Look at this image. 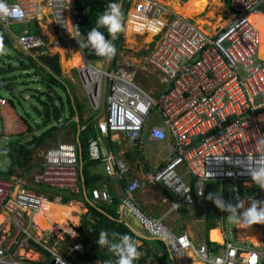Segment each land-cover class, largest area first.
<instances>
[{"label": "built area", "instance_id": "built-area-1", "mask_svg": "<svg viewBox=\"0 0 264 264\" xmlns=\"http://www.w3.org/2000/svg\"><path fill=\"white\" fill-rule=\"evenodd\" d=\"M5 2L13 15L0 21V26L8 32L14 23H27L32 16L43 20L49 15L54 25L53 48L74 46L82 52L76 41L75 0ZM119 4L124 29L129 20L138 19L145 23L139 27L148 26L147 33L162 37L148 58L149 65L160 74L162 90L149 92L137 81L138 71L120 64L116 57L101 61L102 68L98 62L83 58L75 69L95 109L102 107L106 93L105 112L95 125L98 136L90 142V160L103 161L109 176L128 180L130 167L107 150L108 138L117 142L123 139L138 147L173 139L164 165L147 173L143 180L131 178L126 182L119 206L122 214L132 216L152 238L164 243L174 258L184 259L185 264L190 263L191 253L204 262L207 257H222L229 251L234 252L233 264H264V229L256 243L242 242L237 240L236 229L226 228L224 218L223 242L212 240L213 244L197 245L188 234H177L162 219L148 216L136 198L142 181L164 185L176 194L177 201L172 203L171 210L177 211L204 203L208 182H220L223 188L232 184L236 194L235 184L255 185L245 168L249 164L246 158L255 161L264 157V127L260 121L264 112V60L259 56L260 32L249 16L264 14V0H230L233 20L216 34L204 33L184 17L164 23V8L156 1L121 0ZM152 23L153 28L149 26ZM125 35L118 34L112 43H119ZM15 38L23 55L35 56L40 50L47 54V38L34 33ZM0 103L6 104V99L0 97ZM150 117L156 123L148 129ZM66 120L62 116L57 127L67 128L70 121ZM182 167L186 169L184 173ZM80 168L79 146L63 142L46 150L40 169L31 180L25 178L29 177L27 173L14 176L15 180L0 177V216L6 215L0 227V264H30L28 254L33 251L40 252L44 263L72 264L69 256L74 251L83 253V245L74 242L66 255L62 254L61 242L54 239L57 233L42 231L35 220L41 213L42 200L61 203L62 197L52 201L26 188L34 183L80 197L85 193ZM188 175L190 181H186ZM92 196L114 201L107 189L96 188ZM228 199L225 196L224 200ZM65 233L79 237L72 228Z\"/></svg>", "mask_w": 264, "mask_h": 264}, {"label": "rangeland", "instance_id": "rangeland-1", "mask_svg": "<svg viewBox=\"0 0 264 264\" xmlns=\"http://www.w3.org/2000/svg\"><path fill=\"white\" fill-rule=\"evenodd\" d=\"M154 1V0H151ZM159 1L158 3L161 4L164 8V23L166 21L172 22L176 19H179L182 16H178V12L180 7L189 0H155ZM219 4L222 5V12L219 13L214 19H210L209 15L212 13L214 8L216 6H219ZM180 5V6H179ZM136 21L129 20L127 29L123 31L124 34H126L123 39L119 43H113L116 47V55L114 57L118 58L120 64H125L127 66H133L137 71L140 80V84L145 87L149 92H155L160 93L162 88L161 84L159 83L160 74L152 68L148 63V58L152 51L155 49L156 44L162 40V37L155 38V33L151 32L147 33L146 30L149 29L148 26H146V29L139 27V25H145V23L140 22V20L135 19ZM192 20L197 27H199L197 22H200V26L204 28V33H210V31H206L209 29L215 28V25L220 22V26H222L219 30H216L214 33H219L225 30L229 27L230 23L233 20V14L230 12L226 0H212V4L205 10V12L198 17H195ZM43 23H48V20H44ZM202 23V25H201ZM150 27H154L153 23L152 25H149ZM199 27V28H201ZM12 29L14 32H17L18 34L22 32V28L19 26V23H14L12 26ZM54 30V29H53ZM211 33V34H214ZM0 37L3 38V43L6 48V55H0V95L2 97H5L8 100L9 106L13 108L14 115L19 117V115H24L26 117H29V120L31 124L35 127V134L29 136L27 139H22L20 136L13 134V133H7L8 130H6V117L3 116L2 109L3 107L0 105V161L2 160H9L11 161V156L9 154H4L3 150L8 147H13V149H16L18 147H21L23 144L27 142L30 138H33L34 136L40 137L42 134L49 130H53L54 132V138L50 140H46L45 144L49 142H55L50 145V148L57 145V142H70L71 134L70 129L67 128V134L65 132L63 133L62 130H60L57 126L59 121L55 119V117H51V122L48 124L45 123L46 116L44 111V104L42 101H47V96H53L55 93L52 91V89H56L59 91V95L64 99L66 102V94L61 88H53L49 89L44 81L36 74V70L34 67L31 69L25 68L26 65H30L31 61L29 59L24 60V63H21L23 59L18 60V57L20 54L23 55V52L19 49L13 35H11L10 32L5 30L0 26ZM49 39V47L47 49V54L54 55L56 52H58L60 57V64L63 65V62L67 60L68 58V51L65 52V49H55L52 46L53 38ZM155 40V41H154ZM74 47V46H73ZM77 49L76 47H74ZM51 49V50H50ZM55 49V50H54ZM72 50V49H70ZM44 51V50H40ZM73 51V50H72ZM68 53V54H67ZM38 54V53H37ZM262 54L264 55V35H263V50ZM21 55V56H22ZM261 56V55H260ZM65 63V62H64ZM21 64H24L23 66ZM63 70V77L66 78L68 81L72 82L74 87L73 91L77 98L83 103V111L89 115L90 119H94L95 122H98L100 117L105 112L104 107H106V93H103V99H102V107L95 109L92 105V102L89 97H87L86 92L84 90V85L82 83L81 78L78 76L75 69H65L64 65L61 66ZM75 68V67H74ZM68 70H70L69 73ZM31 71V72H30ZM30 72V74H29ZM72 86V85H71ZM53 94V95H52ZM56 96V95H55ZM57 97V96H56ZM58 98V97H57ZM12 99L14 102L13 107L11 103L9 102ZM59 100V99H57ZM59 103V101H57ZM67 105V104H66ZM84 113V116H85ZM64 116L69 115L68 109H65L63 112ZM89 117H87L86 120H89ZM156 123V120H153L152 117H150L148 126H151L152 124ZM15 128L16 125H15ZM92 133V132H91ZM147 133L145 132V135ZM146 138V136H145ZM69 140V141H68ZM37 147V146H36ZM36 147L33 148L35 150L36 158L39 159V161L42 159V154L46 151V147H39V149L36 150ZM114 147V144H113ZM112 147V148H113ZM114 152L117 153V149L114 147ZM170 150L167 147V141L163 143H156V142H149L146 144L145 148L143 150H138V155L142 160H145V163L147 165V168L149 169V172L153 173L156 169V166L158 164H161L162 160H165L169 157ZM41 155V158L39 157ZM132 168H136V162L131 163ZM145 165V166H146ZM3 166L0 164V169ZM183 173L185 172V167H182ZM6 180H15V177L9 176L8 174H4ZM26 176V175H24ZM31 176V174H29ZM27 178V177H25ZM191 176L188 175L186 177V181H190ZM256 185H244V188L247 191V195L244 198L245 200V207L249 206L248 197H253L252 193V187ZM29 192L34 193L38 196L43 197H49L53 199L54 196L58 195L57 190L50 189L43 185H37L32 184L30 187H26ZM260 189V188H259ZM170 193V192H169ZM173 196V195H172ZM259 201H264V189H261L260 191V197ZM42 204L46 206L48 209V215L50 217L58 216L61 221H67V228L66 230H71V227H75L73 224H71L69 221H71L70 211L73 209V207H70L69 209H63L56 203L50 204L49 202L42 200ZM62 208V209H60ZM68 208V207H66ZM193 206L191 207V209ZM58 211V215L56 214V211ZM242 211V210H241ZM76 213H78V210H76ZM75 215V214H74ZM182 215L187 219L188 211L183 210ZM229 213L227 212V226L228 228H234L237 230L238 236L241 237L244 241L249 240L250 236L252 234L257 235L261 234L264 229V224H254L250 226L248 230L254 231L253 233H249L246 230H243V233L240 234V229L243 226L242 224H233L229 221ZM203 217V216H202ZM204 220V218H203ZM129 222H135L133 218L128 219ZM166 224V221H165ZM75 225H78V223H75ZM201 230L200 234L204 235V237L209 236V232L206 229V223H200ZM220 226L223 228V223L220 225L218 224V227ZM79 227V226H76ZM255 227V229L253 228ZM66 230L61 231L57 234V236H54V239H57L61 244L59 245V248L61 249V253L64 254L66 248L69 250V248L73 247V243L75 240H71V236L75 237L76 234L68 235L65 233ZM76 231V230H75ZM176 233H182L183 230L176 229ZM53 234H56L57 232ZM216 235V232H213V235ZM252 235V236H254ZM260 237V236H259ZM63 238L65 241H60ZM258 240V239H257ZM252 241V240H249ZM257 241H255L256 243ZM32 254L35 253V251L31 252ZM43 255L45 253L41 251ZM46 256V255H45ZM47 257V256H46ZM40 258V259H39ZM38 259L31 258L33 260L34 264H49L48 262L44 263V258H41L39 256ZM48 258V257H47ZM30 260V259H28ZM28 262V261H27Z\"/></svg>", "mask_w": 264, "mask_h": 264}, {"label": "trees", "instance_id": "trees-1", "mask_svg": "<svg viewBox=\"0 0 264 264\" xmlns=\"http://www.w3.org/2000/svg\"><path fill=\"white\" fill-rule=\"evenodd\" d=\"M121 0H75L74 3V17H75V26H76V33L77 38L86 37L87 33L90 31L92 27L96 26V20L99 14H101L107 5L109 3H120ZM228 8L229 3L228 0H226ZM262 34L264 35V22H262ZM107 39L111 40V37L108 35L106 29H100ZM82 55L86 61L90 62H100L104 61L106 58L98 57L93 50L90 48H81ZM37 58L34 56H29V60L31 61L30 65L27 66V70L34 67L36 69V74L44 81L46 86L49 89L53 88H61L64 93L66 94V102L62 98L63 105H60L57 103V97L55 95L47 96V101L44 104V111L46 116L45 123L48 124V122H51V117H55L56 120H60L62 116H64L63 112L65 109H68L69 115L64 116L67 117V122L74 119V117H78L79 121L77 122H71L70 125L73 126V132L77 136V141L80 143L82 148V154H83V161H84V167H83V178L85 180V184L87 186H92L93 182L89 179V161H90V155H89V147L90 142L92 139L97 138L98 132L95 127L96 122L94 119L90 120H84L83 119V103L77 98L73 91V83L68 81L66 78L63 77V71L60 64V57L59 54L50 55L45 54L44 51H38L37 52ZM264 60V59H263ZM21 63H24V60L21 61ZM140 78H137V81L140 82ZM72 85V86H71ZM58 91V90H57ZM59 92V91H58ZM0 97H2L0 95ZM11 105H14V102L12 99H9ZM67 104V105H66ZM19 125L21 126V130L19 132V136L22 139H27L28 136L35 134V127L31 124L29 117H26L24 115H19L18 117ZM68 125L67 128L70 126ZM86 126L85 129L83 127ZM67 128L60 129L63 132L66 133ZM92 132V133H91ZM54 138V132L53 130H49L42 134L40 137L34 136L31 141H27L20 149L15 150L14 152H11L10 156L12 159V162H14L12 169H10L9 172L4 173L8 174L9 176L14 177V167L16 165H27L32 163L34 160V153L35 150H33L31 147L35 144H37L36 150L39 149L40 146L45 144L46 140H50ZM112 140L108 138V142H111ZM63 143V142H62ZM114 143V142H113ZM103 165L104 163L101 162ZM105 168V165H104ZM147 168V166H146ZM147 171L149 172V169L147 168ZM106 172V170H105ZM19 177V176H18ZM7 179V178H6ZM91 181V182H90ZM238 187L237 195L239 198L244 199L246 195L248 194L246 189L241 183L235 184ZM253 193V199L259 200L260 198V191L259 187L253 186L252 188ZM209 192H220L222 194L223 199L225 196L229 198V192L227 187L223 188V185L220 182L211 181L207 183L206 186V211H207V219H208V232L209 236L207 237V243L213 244L210 240V232L217 228L216 224L218 222H222L224 218H227V212H221L215 205L213 201H210L207 199ZM57 196H61L63 198L62 202L68 203L70 200V196H68L65 193H59L58 195L54 196L53 199L49 198L50 200L54 201ZM226 202H229V200H224ZM121 201L118 199H114L113 201V207L118 209L120 206ZM230 203V202H229ZM115 209L106 210L107 213L111 211V213L105 214L103 211H100L98 207L90 206V215L86 216L84 220L82 221L81 225L77 228H75L76 232L79 234V238L77 237L75 239L76 243H81L83 245V253H80L79 251H74L69 256V261L72 264H98V262H102V264H106V261L112 260L114 261L116 257L108 251L105 247H99L97 245V240L99 238V233L104 230L109 233L116 232L120 234H127L133 237L136 242L138 240H141L138 238L136 234L133 233V231L127 227V225L123 222H119V216L117 214V211ZM75 211H72L69 215L71 216V222H78V217L74 216L73 214ZM219 237V236H218ZM111 238V237H109ZM144 244L138 245V250L141 252V256L139 260L135 261L134 264H144L145 262L151 263V260L155 259L158 262H161L164 264L160 257L152 253V250L150 247L146 244V241ZM159 243L163 244L166 250V246L164 243L158 241ZM68 252V249L66 248L64 255ZM153 255V256H152ZM156 261V262H157ZM157 262V263H158Z\"/></svg>", "mask_w": 264, "mask_h": 264}, {"label": "crops", "instance_id": "crops-1", "mask_svg": "<svg viewBox=\"0 0 264 264\" xmlns=\"http://www.w3.org/2000/svg\"><path fill=\"white\" fill-rule=\"evenodd\" d=\"M47 16L48 17L43 18V20L39 19L36 16L35 17L32 16L30 21L27 23L26 22H19V26L22 28L21 33L18 34L17 32H14L12 28L10 29V33H11V35H13L15 41H16L15 35H23L26 33H34L36 35L43 36L47 39L48 38L54 39L53 21L49 15H47ZM44 20H48V23H43ZM49 22H51V23H49ZM61 49H65V52L68 51L69 55H68L67 60L72 58L74 53L78 51L73 46L61 48ZM70 49H72L73 51ZM56 54H58V52H56ZM21 55L22 54H20V56ZM22 56H24L22 59L25 60L26 55H22ZM31 56H33V55H31ZM34 57L37 58V54ZM28 59H29V57H28ZM21 65L23 66L24 64H21ZM27 66L28 65H26L25 68H27ZM61 66H63V65H61ZM30 72H29V74H30ZM69 72H70V70H68V72H66V73H69ZM0 105L3 107V109H2L3 116L6 117V119H7V121H6V130H8L7 133L8 134L13 133V134H16L19 136L21 126L19 125V120L14 115L13 108H11L9 106L7 99H6V104L0 103ZM14 105L12 104L13 107H15ZM84 113L85 112L83 111V119L86 121V119H87V117H89V115H87L85 113V116H84ZM89 120H90V117H89ZM72 121L73 122L75 121L78 123L79 119L76 116V117H74V119H72L70 121V123ZM70 123H69V125H70ZM15 125L17 128H15ZM151 126H148V129ZM85 128H86V126L83 127V129H85ZM68 129H70L69 133L71 134L70 142H74L78 145L77 136L79 135L80 132L76 136L72 130L73 126L70 125ZM67 133L68 132L66 131L65 134H67ZM31 140H32V138H30L27 141H31ZM49 143L53 144L55 142H49ZM49 143L44 144L42 146L43 147L47 146L46 150H48V149H50V145H51ZM61 143L62 142H60V143L57 142V145L61 144ZM173 143H174V141L171 138L169 139V141H167V147L169 150H170V145H172ZM113 144H114V147L117 149V153L113 151V149H114ZM57 145H55V146H57ZM55 146H53V147H55ZM106 146L109 148V149L107 148V150L113 152L116 156L124 159L127 162V164L129 165L130 173L127 176L128 180L131 178H138L140 180H143L144 176L147 173H149L147 171V168H146L147 165L145 163V160H142L138 155V150L141 151L145 147L133 146L132 144H130L129 142H127L123 139L122 140L120 139L118 142L117 141L108 142V144H106ZM21 147H18L16 149H13V147H8V148L11 150V152H14L15 150L20 149ZM53 147H51V148H53ZM31 148L33 149L34 147L32 146ZM11 152H9L7 154L10 155ZM44 153L42 154V159L40 161L38 158H36V154H34V160L32 161V163L27 164L25 166L16 165L13 169V171L15 173L14 176L17 177V176H21L23 173H27L28 175L31 174V176L27 177V179L31 180L33 174H35L40 169V164L43 160ZM170 153H171V151H170ZM169 156H170V154H169ZM39 157L41 158V155H39ZM168 159H169V157L165 160H162L161 164H158L156 166V168L164 165L165 161ZM101 162H103V161H94V160L89 161V165H87V167H89V170H87V171H89V176H90L89 179L93 182V184L91 187L87 186L85 184V180L82 176V184L84 183V185H85V193H83L80 197H71L70 196V200L68 201V203H65V204L62 201H61V203L60 202H53V203L58 204L62 208L64 207L63 209H69L70 210V207H73V209L70 211V213H72V211H75V213H74L75 215L74 214L73 215L78 217V219H79L78 222L69 221L71 224H73L75 226V227H71L73 230H75V228H77L76 226L81 225L82 221L84 220V218L86 216L90 215L89 214L90 213V206L98 207L100 211H103V213L108 214V215H109V213H111V211H109V213H107L106 210L115 209L113 207V202L110 203V202H107L105 200H96L95 198H93L92 191L94 189H96V188L107 189L110 192V194L112 195V197L114 199H118L119 201H121L123 196H124L126 182L128 180L119 181L114 177L108 176L107 173L105 172L104 165ZM132 162H136V168H134V167L132 168V165H131ZM13 164H14V162H13ZM13 164L10 167V169H12ZM83 167H84V164H83ZM10 169H9V171H10ZM83 180H84V182H83ZM28 187H30V186H28ZM136 198H137V202H138L139 207H141L148 216L156 218V219H162L164 222L166 221V225L169 226L170 228H172V230L174 232L176 229L183 230L182 233H177V234H188L197 245H202L204 243H207V238L204 237V235H201L199 233L201 230L200 223H203V222L206 223V229L208 231V219H207V215H206L207 211H206L205 203H198V204L194 205L192 209H191V207L189 209L182 207L177 211L171 210L172 203H175L177 201L176 194L173 193L172 191H170V189L166 188L164 185L148 184L147 182H144V181H142V188L138 191ZM62 200H63V198H62ZM50 204H52V203H50ZM66 207H68V208H66ZM62 208H60V209H62ZM104 209H106V210H104ZM76 210H78V213H76ZM183 210L188 211L189 216L187 217V219L184 217V215H182ZM55 211H56V214L58 215L59 214L58 211H60V210L57 209ZM115 211H117V214L119 216V222L125 223L127 225V227H129L133 231V233L136 234L138 236V238L141 239V240L137 241L138 245L144 244L145 242H143V241H146L145 245H148L150 247V249L152 250V253L154 255L156 254L158 256V258L160 257L161 261L164 264H185L184 259L176 258L173 261V256H172V254L169 253L168 249L166 248V250H165V247L163 246V244L159 243L157 240L152 238L149 235V233L145 229H143L132 216H128L126 214L123 215L122 211L120 210L119 207H118V209L116 208ZM122 217H124V218L122 219ZM130 217L133 218L135 220V222H133V223L129 222L128 219ZM203 218H204V220H203ZM66 223H68V222L66 221ZM75 223H78V225H75ZM218 224L220 225L221 221L216 224L217 228L210 232V239H213L214 241L220 240V238L218 237L219 236L218 231L220 230V232H221L223 229L221 226L219 228ZM214 231L216 232V235L215 234L213 235ZM70 239L74 240L76 238L71 237ZM239 239L242 242L244 241L241 237H239ZM30 254H32V253H30ZM30 254H28V259H30V260L27 259V261L30 264H34L33 260H31V257L29 256ZM34 254H37L42 258V255L40 254L39 251L35 252ZM196 257L197 256L195 254L191 253V255H190L191 260H190L189 264H194V263H192L194 261H198L200 264H204V263L200 262ZM156 261L153 257V259L151 260V263L145 262L144 264H162L161 262L157 261L158 262L157 263Z\"/></svg>", "mask_w": 264, "mask_h": 264}, {"label": "clouds", "instance_id": "clouds-1", "mask_svg": "<svg viewBox=\"0 0 264 264\" xmlns=\"http://www.w3.org/2000/svg\"><path fill=\"white\" fill-rule=\"evenodd\" d=\"M12 15L13 10L9 8L5 0H0V21H7ZM100 29H106L111 40L107 39ZM124 30V17L121 11V5L119 3H109L105 10L98 15L96 26L90 29L86 37L75 39L79 48H90L98 57L111 59L116 55L117 51L112 41L116 40L118 34L122 33ZM77 52L79 53L82 62V59L84 58L83 55H81L82 52ZM6 54L3 38L0 37V55ZM246 159H248L249 164L245 170L250 175L252 182L260 189H264V157L255 161H253L251 157ZM207 199L213 201L221 212H228L230 214L228 219L233 224H242L247 227L254 224H264V201L248 197L249 206L245 207V200L238 198V202L234 205L224 201L220 192H209ZM226 228H228V226H226ZM238 239L239 236L237 237V240ZM210 240L212 242L213 239ZM97 245L99 247L107 248L108 251L116 257L114 261H106V264H134V262L139 260L141 256L136 240L127 234L116 232L109 233L102 230L99 233ZM233 256L234 252L229 251L222 257L212 256L207 257L204 262L199 261L204 264H233ZM173 259L175 260L176 258L173 257Z\"/></svg>", "mask_w": 264, "mask_h": 264}, {"label": "bare ground", "instance_id": "bare-ground-1", "mask_svg": "<svg viewBox=\"0 0 264 264\" xmlns=\"http://www.w3.org/2000/svg\"><path fill=\"white\" fill-rule=\"evenodd\" d=\"M156 2H159V1H156ZM211 4H212V0H189L188 2L184 3L182 5V7H180L179 12H178L179 13L178 16H182V17L188 18V19H193V18L198 17L199 15L203 14L205 12V10ZM221 10H222V5L219 4V6H216L214 8V10L212 11V13L209 15V18L210 19H212V18L214 19L219 13L222 12ZM249 19L251 20V22L253 23L255 28H257L259 30V32H260L259 56L261 55L260 58L264 59V55L262 54V50H263V34H262V28H261L262 22H264V14L251 15V16H249ZM49 23H51V22H49ZM197 23H198L199 27H201L200 26V22H197ZM201 25H202V23H201ZM221 27L222 26H220V22H219V23H217V25H215V28H213V29L211 28V29L206 30V31H210L209 34H211V33L216 32V30H219ZM200 29L202 31L204 30V28H202V27ZM214 34H216V33H214ZM57 49H61V48H57ZM64 62H63V65H64L65 69H71V68L80 66L81 63H82L78 52H75L72 58H70L69 60H65ZM260 121H261V123H262V125L264 127V112H262L260 114ZM105 170H106L107 175L109 176V173H108V171L106 169V166H105ZM40 211H41V213L35 218V220H36V222L39 225L41 230H46V231H50L51 230V231L57 232V234L60 233V230H66V228H67L66 221H61L58 216L50 217L48 215V209L42 203H41ZM5 221H6V215H1L0 216V227L2 226V224H4ZM248 228L249 227L243 225L241 227V229H240L241 230L240 234L243 233V230H246L249 233H253L254 232V231L248 230ZM251 228H249V229H251ZM253 228L255 229V227H253ZM218 235H219V238H220V240L218 242L222 243L223 242V237L221 235L220 230L218 231ZM252 235H254V234H252ZM252 235L249 237L250 238L249 240H252V242H255L259 238L260 233L257 234V235H254V236H252ZM22 253L25 254V251H23ZM25 256H27V255H25ZM29 256L31 258H34V259H38L39 258V255H37V254H30ZM192 263L200 264L198 261H194Z\"/></svg>", "mask_w": 264, "mask_h": 264}, {"label": "water", "instance_id": "water-1", "mask_svg": "<svg viewBox=\"0 0 264 264\" xmlns=\"http://www.w3.org/2000/svg\"><path fill=\"white\" fill-rule=\"evenodd\" d=\"M229 2H230V0H228V3H229ZM23 57H24V56H19V57H18V60H21V58H23ZM27 59H28V57L26 56V57H25V60H27ZM98 66H99L100 68H102V63L99 62V63H98ZM52 91H53V92L55 93V95L58 97V99H59V100H58V101H59V104H60V105H63L62 98L60 97L59 92H58L56 89H52ZM42 103L45 104L46 101H42ZM63 107H64V105H63ZM36 146H37V144L33 145V147H36ZM78 146H79V150H80V163H81L80 172H81V175H83V164H84V161H83V154H82V148H81L80 143H78ZM9 152H11V150H10L9 148H6V149L3 150V153H4V154H7V153H9ZM0 164L3 166V167L0 169V177H5V176H4V173H7V172L9 171V169H10V167L12 166L13 162L5 159V160L0 161ZM83 182H84V180H83ZM83 186H84V188H85L84 183H83ZM228 190H229V194H230V195H229V202L235 205V204L238 202V198H239V197H238V195L235 193L232 184H229V185H228ZM173 261H174V259H173Z\"/></svg>", "mask_w": 264, "mask_h": 264}]
</instances>
